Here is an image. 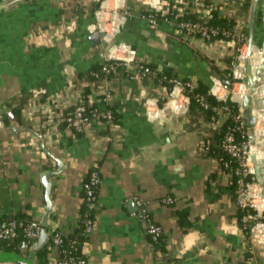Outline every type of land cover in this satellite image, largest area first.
<instances>
[{
    "label": "crops",
    "instance_id": "crops-1",
    "mask_svg": "<svg viewBox=\"0 0 264 264\" xmlns=\"http://www.w3.org/2000/svg\"><path fill=\"white\" fill-rule=\"evenodd\" d=\"M155 1L153 8L145 0H0V222L22 214L42 220V175L57 168L54 156L64 170L51 178L47 224L61 234L77 228L88 171L98 166L101 172L95 221L83 245L88 264H264V243L238 219L230 174L204 145L214 143L225 116L209 122L173 90L160 105L163 89L149 77L131 79L123 67L93 80L86 75L102 63L111 39L131 45L140 63L202 80L221 100L237 98L200 56L233 71L230 42L185 35L176 21L184 13L203 21L218 7L246 25L247 2ZM148 10L167 16L153 23ZM95 31L103 34L99 43L90 40ZM263 36L257 23L256 40ZM244 69L245 61L237 72L244 76ZM85 87L99 113L111 110L117 124L92 117L82 132L64 124L65 109ZM142 207L162 227L157 242L139 216ZM48 257L54 264L60 254L51 246Z\"/></svg>",
    "mask_w": 264,
    "mask_h": 264
},
{
    "label": "built area",
    "instance_id": "built-area-1",
    "mask_svg": "<svg viewBox=\"0 0 264 264\" xmlns=\"http://www.w3.org/2000/svg\"><path fill=\"white\" fill-rule=\"evenodd\" d=\"M241 1L242 0H232L229 3L237 5L240 4ZM145 2L153 8L157 4L155 0H145ZM148 19L151 22L156 23L155 16L149 15ZM176 23L180 31H185L186 33H189L194 37H198L203 40L212 41L213 38H215L219 34L225 35L227 37H232V40L230 41V44L234 49V58L232 62V68L234 70L232 71V73L235 79H238L235 82L242 83L243 76L242 74H239L237 72V69L240 67V64L243 63L249 56V48L247 42L248 34L246 25H235L224 28L220 26H210L206 24V21L204 20L194 21L191 19H178ZM102 57L103 70L107 74L120 67L126 68V70H128L131 79L141 78L154 73V69L138 61L136 52L133 47L124 42L114 43L111 39L108 40ZM220 85L223 86L222 81L220 82ZM184 87L185 86L181 81L176 80L174 82L172 90L186 95L188 101L191 102L190 97L184 92ZM246 91L239 92L238 87L234 86H231L228 91L231 96L233 95V97L237 95V98L231 99L238 101L241 105V108L239 113L235 115V120L237 122L236 127L226 133V136L222 141V148L238 164L237 172L238 174H240V178L238 180V186L236 189V199L238 207L245 210V215L243 216L244 228L253 231L255 237L264 243V209H259L256 202L257 198L260 199V197H263L262 187L257 181L256 175L254 173V164L252 163L250 158L252 146L249 139L250 128L246 125L244 117L243 96ZM214 95L216 97L217 95H219L217 90H215ZM200 101L206 105L203 98H201ZM92 117H101L102 119H105L106 122H109L112 119V111L108 110L104 113H99V111L95 109L91 111V115H88L87 106L80 98L72 111L67 113L64 120L67 122L70 128L75 131L82 132L86 129ZM235 130H244L248 135V138L242 141L237 140L234 134ZM248 174L253 175L252 181H247L245 179ZM98 182H100V180L95 173L92 183L96 184ZM86 186L88 187V184ZM95 193L96 190L90 188L88 190V198L93 199L95 197ZM167 201L172 202L173 200L169 197L167 198ZM138 203L140 206L143 205L142 201H139ZM139 216L142 217L146 222L147 234L151 237L152 240L157 241L162 235V227L155 221H153L145 207L141 208ZM20 227H23L25 239H23L19 243V248L24 252L23 255H28L25 252L31 251L32 247L37 242L41 234L42 224L40 220L33 219L25 223L24 221H18L17 219L12 218L7 221L0 222V241L10 240L17 236L18 229ZM87 230H92L91 221H88L87 223ZM53 232L54 234L52 248L56 249L59 252L60 256L63 253V256H61L54 264H88L85 258L75 257L70 255V253H67L66 251L64 252V250L61 251L59 246L63 242L62 234L54 230ZM32 241L35 242L31 245Z\"/></svg>",
    "mask_w": 264,
    "mask_h": 264
},
{
    "label": "trees",
    "instance_id": "trees-1",
    "mask_svg": "<svg viewBox=\"0 0 264 264\" xmlns=\"http://www.w3.org/2000/svg\"><path fill=\"white\" fill-rule=\"evenodd\" d=\"M204 1L208 5L212 2V0H204ZM226 1L230 2L232 0H226ZM245 1L247 2V8L249 11V16H250L252 0H245ZM145 15L146 16L153 15L157 18V21H160L167 16L163 14L162 11H154V10L146 11ZM172 15L177 16L178 14L175 11L173 12ZM177 17L179 20L191 19L194 21H200L199 19L195 18L192 14H187V13L179 14ZM204 21H206V24L210 26H220L224 28L235 26V25H240V23H238L239 22L238 19H236L235 17L220 15L218 7L212 8L209 12V16ZM183 33L185 35L191 36V34L186 33L185 31H183ZM216 39H222L226 42H230L232 40V37H227L225 35L219 34L218 36L213 38V41ZM200 56L203 59H206L208 61L211 67L221 75L223 80L227 79L232 84L238 80V79H235L232 71L228 69H221L220 67L216 65L213 59L209 58L206 55L200 54ZM144 65L150 66L152 69H154V73L151 75H146L142 78L149 77L152 80L156 88L163 89L164 91L159 99L160 105H163L164 102L168 99V96L173 89L174 82L178 80L184 84L185 86L184 92L191 99V102H190L191 109L198 110L200 114L207 121L213 122V123L217 122L222 114L225 116V119L220 124V127H218L215 130L214 136H212V140L214 141V143L206 139V141L204 142V145L209 149L211 154H213L219 159L221 170L230 174V180L232 182V186L236 190L238 186V180L240 178V174H238L237 172L238 164L225 150H223L222 141L224 137L226 136V133H228L234 127H236L237 122L235 120V115L239 113L240 108H241V105L239 104V102L232 100L231 98H228L227 100H221L217 98L212 93L210 84L202 80L193 81L190 78H181L176 74V72L173 69H170V68L158 69L152 65H148V64H144ZM112 72L108 74L105 73L103 70V64L99 63V64H95L86 75L91 77V79L93 80V79L100 78L102 76L110 75ZM81 77H82V74H79L78 78L82 79ZM88 87L82 88L80 92L81 94L80 98L87 106L88 115H91V111L97 109V107H96V102L94 101V99L90 97V92H89L90 89ZM201 98L204 99V102L206 103V105L200 101ZM74 107L75 105L67 107L65 109L64 114H63V119L66 117L68 112L72 111ZM12 114L16 116V118L19 116L18 110H15V109H12ZM9 116H10V113L5 114L4 115L5 120H9ZM103 121H106V120L103 119ZM109 122H112L115 124L118 123L117 116L115 113L112 112V119ZM64 124L68 125L65 120H64ZM246 125H247V121H246ZM234 134H235L236 139L239 141H242L248 138V135L245 133L244 130H235ZM95 173H96V176L99 178L100 182L93 184L92 180H93ZM252 177H253L252 174H248L245 179L247 181H252ZM101 180H102V176H101V172L98 166L88 171L84 179V183H83L82 207L80 211L77 228L72 234H68V235L62 234L63 242L59 246L61 251L64 250V252L66 251L67 253H70V255L72 256L86 259V256L83 253V245L86 243L90 235V231L87 230V223L88 221H91L92 223H94L95 221V204L97 202ZM87 184H88V187L86 186ZM90 188H93L94 190H96L95 197L93 199L88 198V190ZM186 215H187L186 210L179 211L180 223H184ZM244 215H245V210L239 207L237 216L240 222H242ZM13 218L17 219L18 221H24L25 223L34 219L30 215H27V214H22L17 217H13ZM9 219H12V218H9ZM9 219H5L4 221H7ZM42 227H45L47 229L49 238H48L47 244L37 253L36 258H35V264H51L48 256H49L50 247L53 245L54 232L53 230H50L48 224L46 225L42 224ZM160 238L157 241H159ZM23 239H25V235L23 232V227H20L18 229L17 236H15L14 238L10 240L0 241V251H15V252L23 254L24 252L21 251V249L19 248V243ZM34 242L35 241H32L31 245ZM25 253L28 254L29 252H25ZM61 256H63V253L61 254Z\"/></svg>",
    "mask_w": 264,
    "mask_h": 264
},
{
    "label": "water",
    "instance_id": "water-1",
    "mask_svg": "<svg viewBox=\"0 0 264 264\" xmlns=\"http://www.w3.org/2000/svg\"><path fill=\"white\" fill-rule=\"evenodd\" d=\"M260 2L261 0H252L250 18L246 23L249 55H252L256 46H258L260 51L264 52V36L262 42H258L256 40V25ZM102 35L103 34H100L98 31H95L90 35V40L95 43H99ZM245 62V74L242 78V83L247 88V91L243 96L244 117L247 121L248 127L250 130H252L249 132L251 144L256 143L259 147L264 149V142L258 141L256 131H254V128L256 127L259 120V116L254 111V106L257 107V111L260 115H264V60L254 72L251 71L249 66L250 59L247 58ZM251 72L252 74H250ZM223 82L227 85V87L232 85V83L227 79H224ZM260 138H264V135L262 134ZM53 158L57 162V168L46 170L42 175V183L45 186L46 199V212L41 220L43 225L47 224L48 219L53 212V201L51 198V178L54 175L60 174L64 170L63 161L54 156ZM250 158L254 164V173L256 175L257 181L262 187V196L264 198V157H259L257 153L251 152ZM48 238L49 234L47 229L42 227L41 234L28 255H23L15 251H0V263L11 262L15 264H35L37 253L47 244Z\"/></svg>",
    "mask_w": 264,
    "mask_h": 264
},
{
    "label": "rangeland",
    "instance_id": "rangeland-1",
    "mask_svg": "<svg viewBox=\"0 0 264 264\" xmlns=\"http://www.w3.org/2000/svg\"><path fill=\"white\" fill-rule=\"evenodd\" d=\"M263 18H264V0H261L260 6L258 8L257 23L259 25V28L264 31V20H263ZM262 41H263V39L260 42H262ZM248 58L250 59L249 66L251 68V71L254 72L256 70V68H258L260 66V64L262 63V61L264 60V52L260 51L258 46H256L253 55L252 56L249 55ZM236 87H238V85H236ZM254 111L259 116V120H258L256 127L254 128L255 129L254 131H256L258 141L264 142V138H260L262 134L264 135V115H260L258 113L256 106H254ZM250 131H252V130H249V132ZM251 145H252L251 146V152L257 153L259 157H264V149L263 148L259 147L256 143L251 144ZM256 202H257V205L258 204L261 205L260 207L258 206L259 209L264 208L263 197H260V199L257 198ZM6 264H13V263H6Z\"/></svg>",
    "mask_w": 264,
    "mask_h": 264
},
{
    "label": "bare ground",
    "instance_id": "bare-ground-1",
    "mask_svg": "<svg viewBox=\"0 0 264 264\" xmlns=\"http://www.w3.org/2000/svg\"><path fill=\"white\" fill-rule=\"evenodd\" d=\"M255 50V49H254ZM254 53V52H253Z\"/></svg>",
    "mask_w": 264,
    "mask_h": 264
}]
</instances>
